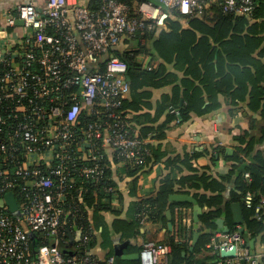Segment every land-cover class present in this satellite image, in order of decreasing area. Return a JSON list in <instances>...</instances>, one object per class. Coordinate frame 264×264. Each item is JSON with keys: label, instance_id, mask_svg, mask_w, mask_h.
Instances as JSON below:
<instances>
[{"label": "built area", "instance_id": "2783aa9c", "mask_svg": "<svg viewBox=\"0 0 264 264\" xmlns=\"http://www.w3.org/2000/svg\"><path fill=\"white\" fill-rule=\"evenodd\" d=\"M98 1L96 9L46 0L43 7L27 2L7 12L10 31L0 36V201L12 193L17 208L12 214L0 204V264H113L112 257L86 248L95 232L75 221L83 197H97L83 185L101 184L105 150L117 164L141 167L152 141L140 138L120 110L129 93L128 60L103 58L137 33L164 27L170 11L200 17L216 5L223 13L249 16L254 8L253 0H143L133 8L127 0ZM11 162L13 176L4 169ZM16 177L26 181L19 200ZM258 202L264 205V196ZM243 203L252 206L250 192ZM239 229L211 236L205 249L217 254L213 264H264V243L250 247ZM231 250L232 257L219 256ZM169 253L167 244L146 241L138 261L167 264Z\"/></svg>", "mask_w": 264, "mask_h": 264}, {"label": "trees", "instance_id": "16d2710c", "mask_svg": "<svg viewBox=\"0 0 264 264\" xmlns=\"http://www.w3.org/2000/svg\"><path fill=\"white\" fill-rule=\"evenodd\" d=\"M141 1L143 0H127L130 8ZM262 1L253 0L254 8L249 16L223 13L218 6H210L203 16L186 17V27H182L180 23L182 20L176 12L168 11L169 16L164 27L146 29L134 35L135 40L143 37L149 39V46H141L139 52L154 56L157 62L155 67L150 64L149 68L143 70L139 68L133 55L125 73L130 96L122 101L120 110L123 115L131 114L127 121L133 129L138 126L140 138H149L153 142V139L163 138L164 131L174 119L178 118L183 122L189 118V113L203 115L218 109V95H223L230 107L240 105L250 115L251 113L257 115L263 126L256 134L244 131L234 136L236 145L233 150L219 146L211 147L214 151V154L209 153L211 160L215 156H221L229 162L226 175L214 178L205 172L196 173L197 169L189 163V158L195 160L207 152H193L183 162L191 172L190 175L179 179L174 178V173L167 175L154 195L129 204L124 219L119 218L123 209L120 202L122 198L113 178L114 174H119L118 169H113L117 162L113 153L105 150L100 160L103 170L101 184L97 187L83 185L87 190H96L97 197L89 200L93 196L88 192L83 197L81 210L75 217L82 230L87 231L90 227L95 232L86 248L93 249L97 245L105 252V258H113V264H139L138 261L121 260L115 256L114 245L117 241L136 238L140 234L141 219L145 218L147 221L165 225L164 209L167 197L175 192L173 190L175 186L177 190H181L180 193L183 191L191 194L200 207L205 206L210 211L199 217L197 226L200 232L191 251L186 249L184 237L187 241L192 239V227L186 231L180 224L176 232L167 236L164 242L170 247L167 264H213L218 256L206 253L204 246L209 242L213 232L218 229H224L226 232L235 229L230 208L233 203L240 204L246 229L256 226L260 231L264 230V205L258 202L260 196H264V148H258L264 143V64L259 60L257 63L256 58L252 56L260 38L255 37L256 24L250 23V19L258 17ZM172 16L177 19H170ZM110 55L123 57L120 44L110 48L103 60L105 61ZM170 83L175 84L173 92L171 95H164L158 101L155 116H150L149 110L152 106L148 100L151 93L146 89L158 88ZM203 94L207 97L205 106L201 97ZM178 105V112L175 113V107ZM164 112H167L164 121L157 126L152 125ZM145 147L148 154L144 165L125 169L127 179H132L127 182L130 188L134 186V181L141 170L165 156L152 143ZM15 168L16 164L12 162L4 166L11 176ZM245 174L248 175L249 180L244 177ZM14 179L17 185L14 193L19 200L17 192L26 181L23 182L17 177ZM81 182L83 181L77 183L81 184ZM103 185L112 186L115 191L105 193L102 189ZM246 192L252 194L253 203L250 208L243 203ZM104 198L107 202H103ZM189 207V204L180 202L170 205L171 211L175 208ZM105 212L115 216L110 226L104 222L102 214ZM88 216L91 223L87 219ZM96 235L99 237V243ZM70 248L71 244L68 250H64L65 253H68ZM140 249L141 246L128 245L123 252L134 253L139 252ZM182 252H185V255H182Z\"/></svg>", "mask_w": 264, "mask_h": 264}, {"label": "crops", "instance_id": "0c3cea01", "mask_svg": "<svg viewBox=\"0 0 264 264\" xmlns=\"http://www.w3.org/2000/svg\"><path fill=\"white\" fill-rule=\"evenodd\" d=\"M70 1L76 2L90 9H96V7H98L99 5L98 0H70ZM27 2H32L37 7H43L46 0H0V36L2 35V32H5L10 29L7 27L5 23L7 12L13 10L16 4L27 3ZM261 3H262L260 5L261 10H259L258 12L259 13L258 17H254L253 19H250V23L256 24L257 28H256L255 37L260 38L259 45L255 47L252 56L256 58L257 63L260 62L264 64V0ZM178 17H180V19L182 20L180 22L182 27H186L187 18L182 16H178ZM170 19H177V17L172 16ZM18 21L19 20L17 19L15 20L14 27L17 32L22 34L24 33V28L21 23H18ZM135 41L136 44H133L132 46H130V48H128L129 43H127V41L120 44L123 51L122 58L127 59L129 62V60H131V57L135 55L134 58L136 62L139 64V68L143 69V66L147 62V60H148V64L146 66V69L149 68L150 64H153L155 67L157 62L155 61L154 56L139 52L141 46H145V47L149 46V42H150L149 39L143 37ZM257 60H259V62ZM171 68H169L170 71L172 70ZM174 85H175L174 83H170L158 88L146 89L151 93V97L148 100V102L152 106V108L149 110L150 116L152 117L155 116L158 101L164 95H171L174 89ZM129 96H130V90L127 95V99L129 98ZM201 97L205 102L204 103L205 106L207 104V102L205 101L207 97L205 94H203ZM217 101L219 102L218 109L203 115H195L193 113H189V118L183 122L180 121L178 118H176L174 119V121L169 123L167 129L164 131L163 138L157 140L153 139V142H151L152 145L155 148H159V150L163 152L165 156L160 161H157L147 166L145 169L141 170L138 173L136 180L134 181L133 187L130 188L129 187L130 184L127 183L130 182V180L132 179H127L125 169H131L135 167L124 164H117L113 167V169L116 168L118 169L117 171H119V174L113 175V178L118 185V189L120 190V194L122 198L120 202L122 204L123 209L119 215V218L121 219L125 218V212L128 209V206L131 202L138 201L141 198H146L151 195H154L157 192V190L160 188L162 184V180L167 175L174 173L175 174L174 178L176 179L190 175L191 172L187 170L183 162L186 160V157L187 156L190 157L193 152L195 153L207 152V154L195 160H190L189 158L188 160L189 163L197 169L196 173L202 174V172H205L206 174H209L214 178H218V176H224L228 173L229 162L225 161L221 156H215L213 160L210 159L209 153L214 154V151L213 149H211V147L219 146L228 150L230 149L233 150V147L236 145V142L233 140L234 136L244 131H248L256 134L257 130L263 126V123L259 119H257V115L252 113L250 115L248 111L245 108H242L240 105L230 107L228 103H226L225 97L223 95H218ZM180 104L181 101L179 105ZM179 105L175 107L174 110L175 113L178 112ZM166 113L167 112H164L161 115V117L157 119V121L152 123V125L157 126L158 124L163 122ZM126 115L128 118L131 117L130 113ZM176 117H178L177 114ZM135 130L138 131V126L137 128H135ZM154 134L155 133H153V135ZM185 188H187L186 185ZM173 190L175 192L168 195L166 206L164 209V217L166 219L165 225H162L157 222L147 221L144 218L142 219V221H140L141 223L140 234L136 238L117 241L116 243L128 242L127 246L128 245L141 246L146 241L164 243L168 235H172V233L178 230V226L180 224L182 227L186 229V231H188L192 227L193 235L197 234L198 237V233L200 232V229L197 226V224L199 223V217L202 214H207L210 210H208L205 206L200 207L191 194L183 191L182 193H180L181 190H177L176 186L174 187ZM173 196H185L187 198H190L191 201L190 202L176 201L174 200ZM93 198L94 197H90L89 200ZM176 202L187 203L190 205V207L175 208L174 211H171L170 209L171 203H176ZM89 212L90 211H88V213ZM102 215L105 224L107 226H110L112 221L115 219V216L111 213H106V212L103 213ZM87 219L91 223V220H89L90 219L89 216ZM168 224H170L171 227H168ZM236 226H240V228H243L246 231L247 239L245 237L244 238L246 239L249 246L252 244L251 247L259 248V246L262 243H264V230L260 231L259 228L256 226L246 229L243 223L241 225H235V227ZM216 232H226V231H224V229H220V230L218 229L217 231L213 232V234H215ZM193 235L190 241H187V239L184 237V242L187 244L186 249L188 251H191L189 249L191 242L193 240ZM211 236L209 238V241L211 239ZM96 237H97V243H99V237L97 235ZM176 241L179 242L177 239ZM208 243L209 242H207L205 246ZM205 246H204V250L206 251V253H209L205 249ZM92 250L93 253L98 257H104L105 252L101 250L97 245ZM182 255H185V252H182Z\"/></svg>", "mask_w": 264, "mask_h": 264}, {"label": "water", "instance_id": "95a60500", "mask_svg": "<svg viewBox=\"0 0 264 264\" xmlns=\"http://www.w3.org/2000/svg\"><path fill=\"white\" fill-rule=\"evenodd\" d=\"M18 23L22 22L19 20ZM133 44H136L135 40H132L129 42L128 44V48H130V46H132ZM150 58V57H149ZM148 58V59H149ZM148 64V60L147 62L144 64L143 69H146V66ZM174 200L176 201H186V202H190L191 199L187 198L185 196H173ZM0 204H5L8 206V211L10 213H14L16 211L17 208V204H16V200L14 198V195L12 193H8L4 196V199L2 201H0ZM231 213H232V217H233V222L235 225H241L243 223V219H242V211H241V206L239 203H233L231 204ZM168 227H171L170 224H168ZM239 232L243 234V236L247 239V234L244 231L243 228L239 229ZM197 239V234L193 235V240L191 242L190 245V249L192 250L195 242ZM128 242H123V243H116L114 245V255L118 256L121 260H127V261H138L139 257H138V252H134V253H129V254H124V248H126ZM252 246V244L250 245V247ZM220 257L225 258V257H232L234 255V250L231 251H220L219 252Z\"/></svg>", "mask_w": 264, "mask_h": 264}]
</instances>
